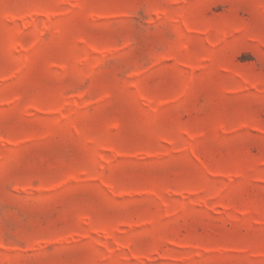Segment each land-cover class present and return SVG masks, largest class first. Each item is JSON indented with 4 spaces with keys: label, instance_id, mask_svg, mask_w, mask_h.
Here are the masks:
<instances>
[{
    "label": "rangeland",
    "instance_id": "rangeland-1",
    "mask_svg": "<svg viewBox=\"0 0 264 264\" xmlns=\"http://www.w3.org/2000/svg\"><path fill=\"white\" fill-rule=\"evenodd\" d=\"M0 264H264V0H0Z\"/></svg>",
    "mask_w": 264,
    "mask_h": 264
}]
</instances>
